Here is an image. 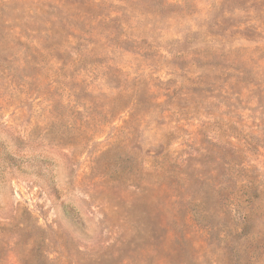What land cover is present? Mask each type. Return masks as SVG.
I'll return each mask as SVG.
<instances>
[{
    "label": "rangeland",
    "instance_id": "rangeland-1",
    "mask_svg": "<svg viewBox=\"0 0 264 264\" xmlns=\"http://www.w3.org/2000/svg\"><path fill=\"white\" fill-rule=\"evenodd\" d=\"M0 264H264V0H0Z\"/></svg>",
    "mask_w": 264,
    "mask_h": 264
}]
</instances>
